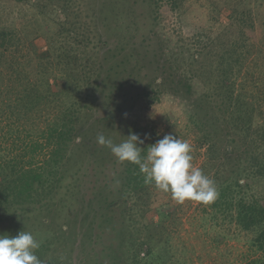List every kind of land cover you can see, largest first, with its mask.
<instances>
[{
  "label": "trees",
  "instance_id": "trees-1",
  "mask_svg": "<svg viewBox=\"0 0 264 264\" xmlns=\"http://www.w3.org/2000/svg\"><path fill=\"white\" fill-rule=\"evenodd\" d=\"M21 1L14 0L16 3ZM57 1L61 2H55L58 9L66 16L73 14L71 2ZM168 1L174 8L181 0ZM159 2L102 0L101 4L93 8L98 19L110 21L106 26H100L101 47L110 55L108 58L103 56L96 68L83 72L84 82L90 85L91 98L87 106L82 104L83 107L79 108L71 102L53 121L35 118L36 123L32 124L36 128L35 136L26 139V147L9 159L0 154V234L3 230H9L10 236L23 230L34 234L33 229L50 227L54 221L57 223L69 204L79 207L77 205L81 202L79 196L82 191L78 184L85 164L91 166V192L95 195L104 192L107 199L105 205L111 210L117 208L115 202L119 203L118 195L124 191L123 186L133 191L143 189L144 178L139 167L120 162L109 148L97 143V136L102 134L112 138L109 129H116L119 121L124 118L126 109L122 105L131 98L133 103L142 98L155 101L159 99L163 86L178 91L180 83L185 93L193 92V84L179 76L175 79L173 72L180 69L177 59L163 57L161 54L152 56L154 63H151L159 66L160 76L156 75L160 77V83L154 85L153 78L146 80L145 84L142 81L138 86L133 82L126 84V80L112 81L114 75L121 72V68H134V52H138L135 40L145 36L144 32H140L141 28L147 30L148 27L151 32L149 38L156 36V17H153V13L156 15L155 7ZM143 6L150 8L147 17L141 10ZM242 6L245 8H238ZM0 7L2 12L5 7ZM53 8L52 5L50 13L55 10ZM249 9L243 2L242 5L234 4L226 25L213 37L205 38L204 43L191 55L189 66L192 77H201L204 82L201 98L219 100L217 116L211 114V110H205L199 115L197 108L193 107L190 121L203 133L200 136V143L205 145L203 171L214 169L213 177L217 181L219 196L213 202V207L220 212L224 208L227 212L230 210V216L237 225L244 230L254 231L252 245L264 255V197H257L248 182L250 178L264 180V62L260 65L257 63L259 56L264 61V43L256 46L252 42L250 32L254 30L255 22ZM123 11L131 15V29L134 28L136 32L118 45L119 38L114 36V31L123 27ZM150 13L152 21L148 22L151 20ZM15 29L0 23V124L4 123L9 135L16 131L14 137H19L17 133L25 130V122H28L30 114L43 110L45 104L58 98V92L70 95L76 93L79 86L64 83L59 91H52V84L48 80L38 82L37 76L43 72L40 62L44 56L29 50L27 42L30 41L25 42V38ZM74 58L72 54L65 57L69 64ZM90 73H94V77L89 84ZM75 74L78 77L82 72L77 70ZM128 86L138 89L137 92H127ZM208 120L213 122L208 125ZM27 135L24 134L25 137ZM77 138L79 140L76 141ZM72 144L81 146L80 151L73 153V157L69 153ZM145 152L146 149L142 155ZM97 154L100 157L97 158ZM35 155H41L42 158L40 164L34 167L32 157ZM103 172L104 176L108 173L111 176L101 177V180L95 178L96 174ZM221 173L226 174L222 179L219 176L216 178L215 175ZM240 178L244 179L243 184L239 183ZM91 201L93 213L100 206L96 199ZM74 215L72 218L66 216L65 226L68 227L70 220L74 221ZM93 221H97L96 226L92 225ZM107 222L106 217L94 216L91 228L107 227ZM155 227L158 225L155 224ZM46 247L40 246L37 250L42 261L45 259ZM144 248H148L147 242H139L138 252ZM151 253L152 250L147 252L143 258L144 263L161 264L154 257L148 259ZM253 259L255 263L258 262L256 264H264V259Z\"/></svg>",
  "mask_w": 264,
  "mask_h": 264
},
{
  "label": "rangeland",
  "instance_id": "rangeland-1",
  "mask_svg": "<svg viewBox=\"0 0 264 264\" xmlns=\"http://www.w3.org/2000/svg\"><path fill=\"white\" fill-rule=\"evenodd\" d=\"M64 1L71 2V7H74L73 14H69V17L58 9L56 3L61 2L57 0L54 2L55 5L49 0H22L20 3L14 0H0V6L5 7L2 12L0 11V23L9 28H17L15 30L25 38V42L30 41L27 42L29 50L44 56L40 62L43 72L38 74L37 81L48 80L52 84V91H59L61 84L64 83L79 86L78 91L70 95L58 92V98L42 106L43 110L34 111V115L30 114L28 122H25L27 123L24 126L25 130L17 133L19 137H14L16 131L9 135L4 123L0 124L2 148L0 154L7 159L26 147L27 138L35 136L36 128L32 125L36 123L35 118L53 121L71 102L79 108L89 104L90 85L84 82L83 72L96 68L103 56L108 58L110 55L103 50L100 43L102 38L100 26H106L110 21L107 19L103 21L102 17V20L98 19L93 9L97 4H101L102 0ZM242 2L250 8L255 22V28L250 32L252 42L256 46H262L264 0H181L174 8L168 0H160L155 7L156 15L153 13V17H156L154 26L156 36L152 39L148 37L151 33L148 27L147 30L139 29L145 36L135 40L138 52H134L135 64L132 62L134 68H121L119 70L121 72H117L111 80L114 82L126 80V84L133 82L138 86L142 81V84H145L146 80L153 78L154 85L160 83L161 79L156 75L160 71L159 66L151 63H154L152 56L161 54L163 57L177 59L176 63L180 64V69L173 72L176 75L175 79L179 76L180 79L193 84L194 89L191 94L185 93L180 83L182 89L178 88V91L163 86L159 99L155 101L142 98L133 103V98L129 97L131 100L122 105L126 109L124 118L119 121L116 129H109L114 143H120L127 139L130 132H135L144 139V144L139 146L146 149V155L148 145L162 139L165 134L172 133L191 144L193 164L203 170L205 145L200 143V136L203 133L190 121V114L194 112L192 108L196 107L199 115L205 110H211V114L216 115L219 99L201 98L204 82L201 77H192L189 61L193 52L204 43L205 38L213 37L226 25L234 4L242 5ZM52 5L55 10L50 13ZM141 10L146 17L149 15L150 8L147 6H143ZM130 17L131 15H126V11H123L121 18L123 27L114 31V36L119 38L118 45L128 35H135L136 30L131 29ZM151 21L152 14L148 22ZM71 54L75 56V60L69 64L65 57ZM263 62L259 56L257 63L260 65ZM77 70L79 73L82 72L78 77L75 74ZM184 76L188 80H185ZM93 77L94 73L89 84ZM126 90L135 94L138 89L128 86ZM262 100L264 101V98ZM211 123L208 120V125ZM24 134H28L27 137ZM79 147L81 146L72 144L70 155L80 151ZM96 157L100 155L97 154ZM32 158L35 167L36 164H40L42 156L35 155ZM90 167L89 164H85L79 178L78 188L82 191L79 196L81 202L77 205L79 207L75 208L69 204L57 223L54 221L50 227L33 229V235L41 242V246H47L43 264H145L143 258L151 250L148 259L152 260L154 257L161 264H256L258 262L255 263L253 258H258L256 259L258 261L264 259V255L252 245L255 232L241 228L230 216L232 213L230 210L227 212L224 208L223 212H220L213 207V203L204 205L185 201L178 204L170 194L161 192L153 186L144 185L140 191L123 186L124 191H120L118 195L119 203L115 202L117 208L114 210L107 208L104 192H98L96 195L91 192ZM203 172L214 178V169L208 171L205 169ZM103 174L104 172L94 175L98 180L111 176L110 173L106 176ZM225 174L215 176L222 179ZM213 180L217 182L215 178ZM248 182L251 191L257 197H264V180L250 178ZM239 183L243 184L244 179L240 178ZM95 199L100 207L92 213L90 204L91 200ZM73 214L74 221L70 220L68 227L65 226L66 216L72 218ZM94 216L103 219L106 217L111 228L103 225L101 229L99 226L92 229L91 221ZM95 222L97 221H93L92 225L96 226ZM155 224L158 227L154 228ZM1 234L10 235V231L3 230ZM142 241L147 242L148 248L138 252V243Z\"/></svg>",
  "mask_w": 264,
  "mask_h": 264
},
{
  "label": "clouds",
  "instance_id": "clouds-1",
  "mask_svg": "<svg viewBox=\"0 0 264 264\" xmlns=\"http://www.w3.org/2000/svg\"><path fill=\"white\" fill-rule=\"evenodd\" d=\"M97 143L109 148L120 162L137 165L145 185L170 194L178 204L193 201L208 205L219 196L215 181L193 164L191 144L180 136L165 134L148 145L146 155L139 146L144 139L135 132L120 143L101 134ZM40 246L30 231L23 230L15 236L0 234V264H43L37 255Z\"/></svg>",
  "mask_w": 264,
  "mask_h": 264
}]
</instances>
